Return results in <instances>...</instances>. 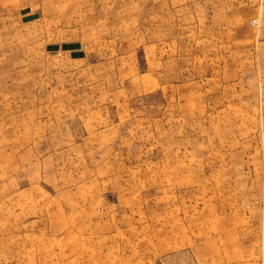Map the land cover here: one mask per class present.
<instances>
[{
  "label": "rangeland",
  "instance_id": "1",
  "mask_svg": "<svg viewBox=\"0 0 264 264\" xmlns=\"http://www.w3.org/2000/svg\"><path fill=\"white\" fill-rule=\"evenodd\" d=\"M0 264H264V0H0Z\"/></svg>",
  "mask_w": 264,
  "mask_h": 264
},
{
  "label": "water",
  "instance_id": "2",
  "mask_svg": "<svg viewBox=\"0 0 264 264\" xmlns=\"http://www.w3.org/2000/svg\"><path fill=\"white\" fill-rule=\"evenodd\" d=\"M52 48V50H57L58 49V46L56 45V46H52L51 47ZM62 48L63 49H75V48H79V46H78V44H74V45H63L62 46ZM79 55V53H76V52H73V56H78Z\"/></svg>",
  "mask_w": 264,
  "mask_h": 264
}]
</instances>
